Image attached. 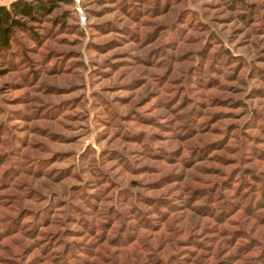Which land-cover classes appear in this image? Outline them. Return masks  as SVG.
Listing matches in <instances>:
<instances>
[{
	"label": "rangeland",
	"instance_id": "374dc122",
	"mask_svg": "<svg viewBox=\"0 0 264 264\" xmlns=\"http://www.w3.org/2000/svg\"><path fill=\"white\" fill-rule=\"evenodd\" d=\"M33 24L0 52V264H264V0Z\"/></svg>",
	"mask_w": 264,
	"mask_h": 264
},
{
	"label": "trees",
	"instance_id": "16d2710c",
	"mask_svg": "<svg viewBox=\"0 0 264 264\" xmlns=\"http://www.w3.org/2000/svg\"><path fill=\"white\" fill-rule=\"evenodd\" d=\"M73 0H12L0 4V52L8 54L20 44L18 31L37 38L33 23L46 19L62 2Z\"/></svg>",
	"mask_w": 264,
	"mask_h": 264
},
{
	"label": "crops",
	"instance_id": "0c3cea01",
	"mask_svg": "<svg viewBox=\"0 0 264 264\" xmlns=\"http://www.w3.org/2000/svg\"><path fill=\"white\" fill-rule=\"evenodd\" d=\"M12 0H0V4H10Z\"/></svg>",
	"mask_w": 264,
	"mask_h": 264
}]
</instances>
